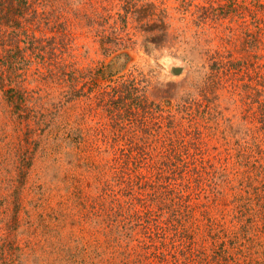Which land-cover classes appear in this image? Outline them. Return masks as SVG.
<instances>
[{
    "label": "rangeland",
    "instance_id": "374dc122",
    "mask_svg": "<svg viewBox=\"0 0 264 264\" xmlns=\"http://www.w3.org/2000/svg\"><path fill=\"white\" fill-rule=\"evenodd\" d=\"M25 6L0 264H264V0Z\"/></svg>",
    "mask_w": 264,
    "mask_h": 264
},
{
    "label": "trees",
    "instance_id": "16d2710c",
    "mask_svg": "<svg viewBox=\"0 0 264 264\" xmlns=\"http://www.w3.org/2000/svg\"><path fill=\"white\" fill-rule=\"evenodd\" d=\"M24 4H26V0H0V24H5L8 27H12L13 30L11 33H14V20L16 21V16H18V15L21 16L22 14H24V10L27 8V6L24 7ZM259 6H260V4H259ZM25 29L26 28L23 27L22 31L16 32V36L23 34L27 38H30L29 34L27 33V31ZM27 41L29 42L30 40H27ZM102 42H103V44H105V41H102ZM0 44L7 46L4 51H6V52L14 51V34L11 37L8 34L7 35H0ZM108 48H106V50ZM0 62H1V58H0ZM0 87L4 88V92L7 96V99H8L10 104L15 105L18 112L20 110H23L22 104L24 103V101L26 99L25 91L20 87V85H18L17 83H14V78H12L9 75H4L3 71H0ZM131 87H132V90L130 91V93H132V92L134 93V92L138 91V88L136 86L132 85ZM116 90L118 91V89H116ZM119 97L122 98V96H119ZM134 98L135 97H133L132 99H134ZM112 99H113V102L117 101V100H115V97ZM142 103H145L144 98H142ZM24 111H25V108H24L23 112ZM22 114L23 113H19V116L20 117L22 116L24 118H26L30 115V113H28L27 111H26V115H22ZM149 214H151V209L146 208L145 209V215H149ZM155 233L159 234V233H157V231H155ZM147 244L148 243L144 242V245L147 246ZM159 247L160 246H158L157 249H159ZM156 252L157 251H154V249H153L151 253L156 254Z\"/></svg>",
    "mask_w": 264,
    "mask_h": 264
}]
</instances>
